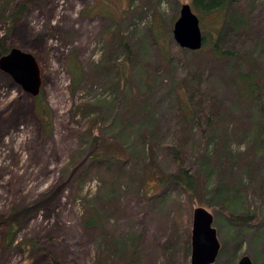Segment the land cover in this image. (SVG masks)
<instances>
[{
  "label": "rangeland",
  "instance_id": "1",
  "mask_svg": "<svg viewBox=\"0 0 264 264\" xmlns=\"http://www.w3.org/2000/svg\"><path fill=\"white\" fill-rule=\"evenodd\" d=\"M96 3L98 0H0V43L3 41L8 50L15 47L35 57L43 99L50 109L43 125L35 116L33 97L0 72V217L9 218L69 177L87 153L88 122L93 121L94 131L105 139L128 129L127 145L136 153L137 163L132 165L131 179L125 180L119 203L105 205V226H117L116 236L124 239L128 252L119 254L114 264L134 261L135 257L127 255L135 256L139 245H143L141 263L131 264H188L189 257L184 262L179 253L177 236L185 221L182 227L171 218L176 213L183 222L188 212L190 228L195 207L212 217L219 243L214 264H236L242 255L252 264H264V160L260 156L264 147V0H244L246 25L241 32L227 27L220 30L219 50L235 57L217 63L208 54H182L172 40L179 7L190 4L189 0H102L99 4L113 13V20L83 17L82 11ZM16 12L21 13L11 21L9 17ZM203 23L208 30L209 19ZM117 29L131 53L114 40L112 57L117 63L129 61L126 82L116 84L115 68L106 66L95 74L92 68L103 58L104 32L114 34ZM71 58L85 71L75 94L64 69ZM249 72L258 79L260 92L256 101L243 104L234 78ZM131 88H139L147 101L131 105ZM193 89L202 101H217L226 114L221 132L211 137L207 147L210 161L205 171L191 151L183 152L191 143L179 137L185 134L195 140L205 129L203 120L183 125L179 119L175 91L187 95ZM84 100L91 104L85 117L74 108ZM140 106L147 110L140 111ZM145 123L151 135L145 134ZM148 144L157 156L156 171L169 172L174 162L175 167L203 175L199 182L205 187L188 199L186 207V198L172 185L161 190L159 204L151 195L144 198L142 188L139 191ZM169 147L179 151V160L167 156ZM75 152L80 156L72 162ZM108 180V174H102L84 182L80 195L87 197L86 201L76 199L74 184H68L53 203L19 220L11 245L7 244L10 225L0 221V264H51V260L96 264L98 229L84 228L82 220L92 212L93 199L107 195ZM153 181L148 179L147 185L153 186ZM216 188L231 193L225 202L211 194ZM157 207L159 215L155 214ZM228 215L248 220L232 222ZM33 246L38 252L30 258L28 250Z\"/></svg>",
  "mask_w": 264,
  "mask_h": 264
},
{
  "label": "trees",
  "instance_id": "2",
  "mask_svg": "<svg viewBox=\"0 0 264 264\" xmlns=\"http://www.w3.org/2000/svg\"><path fill=\"white\" fill-rule=\"evenodd\" d=\"M102 0H98V3L92 5L90 8L83 10V17L91 18L92 16H100L103 19H112L113 13L108 11L104 6L102 7L99 2ZM191 11L198 18L200 35H202V44L201 48L196 52H190L185 50H180L182 54H190L194 56L204 54L211 55L215 60V63L221 61L222 58H230L235 57L234 53H230L227 51H220L217 45L218 39L220 37V30L223 27H227L230 31H242L245 27V21L243 18V4L244 0H189ZM23 11V10H22ZM21 11V12H22ZM21 12L12 13L9 17L11 21H14ZM209 19L211 25L208 30H205L204 20ZM119 26V25H118ZM119 28V27H118ZM105 35V50L102 53L101 61L92 68V73L95 74L97 71H102L106 66L115 68L117 70L118 81L126 82L127 71H128V62L123 61L121 63H117L116 59L112 57V47L116 42L114 41L116 38L119 40V44L123 45L125 51L128 54L131 53L130 46L126 43V38L124 35L119 34L118 29L117 32L112 34L109 30L104 32ZM161 47V46H160ZM114 48V47H113ZM163 51V48H160ZM9 50L6 48L5 43L2 41L0 43V58L3 55L7 54ZM165 60V59H164ZM64 69L69 75L71 81V93L75 94L76 89L81 85L83 76L85 75L84 69L80 67V64L77 63L73 58L69 60ZM193 78H197L196 75L192 76ZM235 79V84L237 86V90L239 91L241 101L243 104L249 103L251 100H257L259 96L260 89L258 87L257 78L254 76L252 72L245 74H237ZM132 89V90H131ZM128 92V97L130 99L131 105L143 104V102L147 101V95L142 94L139 88L134 91L131 88ZM188 95V96H187ZM184 94L183 92L175 91V100L177 104L178 113L180 115L179 119L182 121L183 125L188 123H196L198 120H203L202 126H204V131L198 132L195 140H190L185 137V134H180L179 137L183 140H187L190 145L185 149H182L183 152L186 150L193 155V159L200 161L203 171L207 169L209 166V149H207L209 142L217 135L222 128L223 121L226 117L224 114L223 107L215 100H204L202 101L199 96V92L196 89H193L189 94ZM204 102V103H203ZM33 106L35 116L39 121L44 125L47 123V116L50 113V109L48 105H46L45 100L43 99L42 89L40 95L36 98H33ZM133 106V107H134ZM76 111L85 117L84 113L91 109V104L87 101H79L75 103ZM140 111H146L140 106ZM261 119L264 121V115L261 116ZM143 120V119H142ZM89 123V132L88 136L90 138L89 142H87V153L86 155L79 160L80 162L76 163V165L71 170V174L69 177L62 183H59L53 191L49 194L44 195L39 200L33 202L31 205L20 207L12 214H10L9 218L5 219L4 217H0V221H8L10 225V229L8 230L9 245L14 243L15 237V225H17L21 220V218H27L32 215L33 212L43 210L47 204L53 203L59 195L65 190V187L68 184H74V189L72 190L73 196L75 198H80L83 201L87 200V197L80 195L82 191V185L84 182H87L93 176H100L102 174H108V189L107 195L103 196L101 200H98L100 197H95L91 203L92 212L83 217L82 225L84 228H97L98 232L96 233L97 245L95 247L94 259L96 264H114L115 260H117V256L119 254H124V256L128 253L126 242L121 237H117L116 234L118 232L117 226L114 225L111 228L105 226L107 223V217H105L106 212V204L108 203H119L120 196L123 195L122 188L125 186V180L128 178L131 179L132 173V165L133 163H137V160L133 157L136 153L131 147L127 145L129 141V131L128 129H121L120 132H117L115 138L105 139L99 133H96L94 129L96 126L93 121ZM149 125L145 123V134L151 135L152 130L149 133ZM264 131V124H263ZM221 132V131H220ZM262 135V134H259ZM211 137H213L211 139ZM261 137V136H260ZM264 142V136H263ZM192 149L193 153H192ZM224 149V148H223ZM147 151V161H146V171H142V183L139 191L142 188L143 197L147 198V196L151 195L154 197V200L157 204L161 201L162 194L161 190L165 186L172 185L174 189L181 195H183L185 199V207L188 199L196 196V192L205 187L204 183L201 184L203 179V175L195 174L190 169H186L183 167H175L174 162L171 166V169L168 171H156V160L157 156L155 155V151H153L152 145L148 144L146 146ZM78 152V151H77ZM167 156L170 158H174V160H179V151L174 147H169L165 150ZM135 153V154H134ZM79 154V152H78ZM76 152L72 154L71 161L74 162ZM261 158L264 160V147L260 153ZM169 158V159H170ZM84 166H86L84 168ZM143 168V169H144ZM142 169V170H143ZM262 177L264 178V167ZM148 179L154 180L153 186L147 185ZM211 194L217 195L221 201L227 199L231 193L226 189H215ZM98 201L102 202L101 205ZM156 204V205H157ZM100 205V206H99ZM155 205V206H156ZM108 212V211H107ZM106 212V213H107ZM155 214H160V208L157 207V212ZM186 219L183 220L176 216L172 217L171 222L173 224H178L181 222L182 227L184 223V227L182 232L177 234L178 242L180 244L179 253L183 255V260L189 257V213L185 212ZM178 218V219H177ZM232 222H240L247 221L248 219L244 217H234L228 215ZM184 219V218H183ZM100 226V227H99ZM137 253L134 255H127L128 258H134V261L126 260V264H131L132 262L141 263L140 258H142L143 245H139L137 248ZM38 252V249L33 246L28 250V255L32 258L35 253ZM51 264H57L54 260H51ZM214 264V263H213Z\"/></svg>",
  "mask_w": 264,
  "mask_h": 264
},
{
  "label": "water",
  "instance_id": "3",
  "mask_svg": "<svg viewBox=\"0 0 264 264\" xmlns=\"http://www.w3.org/2000/svg\"><path fill=\"white\" fill-rule=\"evenodd\" d=\"M178 13L171 31L172 40L180 49L196 52L202 47L198 18L187 3L179 7ZM0 72L8 74L25 94L33 98L40 95L41 71L32 54L15 47L9 49V52L0 58ZM190 218L188 264H213L219 243L212 228V217L203 208L195 207ZM237 261L236 264H252L245 255Z\"/></svg>",
  "mask_w": 264,
  "mask_h": 264
}]
</instances>
